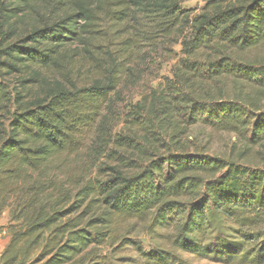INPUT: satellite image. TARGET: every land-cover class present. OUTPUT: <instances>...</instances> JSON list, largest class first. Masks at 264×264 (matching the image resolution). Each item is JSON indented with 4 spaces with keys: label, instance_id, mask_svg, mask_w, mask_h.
Masks as SVG:
<instances>
[{
    "label": "trees",
    "instance_id": "trees-1",
    "mask_svg": "<svg viewBox=\"0 0 264 264\" xmlns=\"http://www.w3.org/2000/svg\"><path fill=\"white\" fill-rule=\"evenodd\" d=\"M186 1L0 0V264H264V0ZM157 44L180 46L172 76L113 133L125 64ZM195 126L257 151L208 156ZM91 132L94 174L73 161Z\"/></svg>",
    "mask_w": 264,
    "mask_h": 264
},
{
    "label": "rangeland",
    "instance_id": "rangeland-1",
    "mask_svg": "<svg viewBox=\"0 0 264 264\" xmlns=\"http://www.w3.org/2000/svg\"><path fill=\"white\" fill-rule=\"evenodd\" d=\"M203 5L202 0H187L183 5V9H195L198 10ZM107 33V32H106ZM115 31H112L110 37H107L109 42L104 43L103 40H98L93 43L91 50L93 54L99 53L103 46L114 52L117 48V42L114 38ZM104 34V33H103ZM100 48V50H99ZM71 49H75L81 52L80 46H73ZM139 53L127 60L126 64L129 69L133 68L134 72L140 75L136 78L129 77L126 69L122 73L120 78V84L118 86L117 94L112 96V110L117 118V126L112 130L114 133L121 132L124 127V121L126 114L130 111L131 107L134 106L143 96L150 94L153 90L157 89L158 86L163 84L165 79H169L172 76V70L178 62L180 56V46L174 44L158 45L156 47L147 48L146 46H140ZM259 56L260 54L252 53V56ZM77 61V58L76 60ZM79 64H74V69L77 70ZM74 70V71H75ZM80 70V69H79ZM0 72V83L6 85L10 92H13L16 88L15 79L11 77H4ZM246 91L242 90V96H244ZM248 99L255 100L260 103L264 108V93L259 94L254 91H248ZM92 132L89 133L87 139L85 140V150H82L73 159L74 162H78L76 169L80 167H85V170L95 173L97 167L105 160L97 158L93 160L87 157V149L90 145V136ZM189 140L193 142V147L198 150L203 151L208 156H214L219 158H232L234 160L241 159L247 153L253 154L252 152L257 151V149H251L249 152H245L243 144L237 139L236 136L228 133L213 132L201 126H195L189 129ZM257 157V156H255ZM84 164V165H82ZM8 214L9 209L5 208L0 212V232H5L8 236L7 225H8ZM133 240L140 242L143 247L147 250L151 248V243L149 239L143 233H137L132 237ZM104 253H107L104 250ZM130 257L131 259H136L135 253L129 249L115 254V256L109 257L108 264H126L123 259ZM192 264H225L224 262H213L208 260H199L196 258L191 259Z\"/></svg>",
    "mask_w": 264,
    "mask_h": 264
},
{
    "label": "crops",
    "instance_id": "crops-1",
    "mask_svg": "<svg viewBox=\"0 0 264 264\" xmlns=\"http://www.w3.org/2000/svg\"><path fill=\"white\" fill-rule=\"evenodd\" d=\"M8 242V236L5 235V232H0V255Z\"/></svg>",
    "mask_w": 264,
    "mask_h": 264
}]
</instances>
